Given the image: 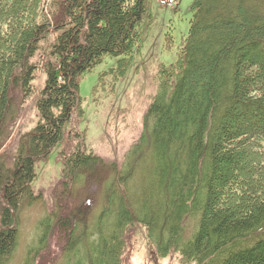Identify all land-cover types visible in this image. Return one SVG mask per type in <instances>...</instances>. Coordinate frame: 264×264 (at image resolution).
Listing matches in <instances>:
<instances>
[{"label":"trees","instance_id":"16d2710c","mask_svg":"<svg viewBox=\"0 0 264 264\" xmlns=\"http://www.w3.org/2000/svg\"><path fill=\"white\" fill-rule=\"evenodd\" d=\"M191 10L180 43L163 41L171 61L136 68L139 92L151 94L142 129L122 163L105 166L75 124L78 82L115 58L92 97L115 93L155 27L151 0H0V264L16 250L14 220L38 199L36 163L62 142L63 199L37 222L25 264H54L60 252L62 264H123L141 229L149 250L179 264H264V0ZM28 103L37 122L6 157ZM123 124L107 130L133 128ZM97 175L101 204L73 206L75 186Z\"/></svg>","mask_w":264,"mask_h":264},{"label":"rangeland","instance_id":"374dc122","mask_svg":"<svg viewBox=\"0 0 264 264\" xmlns=\"http://www.w3.org/2000/svg\"><path fill=\"white\" fill-rule=\"evenodd\" d=\"M195 1L174 0L173 3L167 5L163 4L162 0H151V13L155 27H153L150 37L144 42L139 54L136 55L134 66L128 71L126 80L117 86L113 95L106 99H99L97 96L93 98L92 88L96 84L98 74L112 67L116 62L115 58L105 59L103 63L79 80V97L83 115L75 121V124H77L78 130H86L87 143L103 159L102 163L105 166L112 162L120 165L126 151L142 129L141 118L150 101L151 94H149V90L143 93L139 92L141 75L140 72L139 76L135 74L136 68L142 65L155 68L156 64L160 62L169 63L171 61V57L163 51V41L166 36L168 38L170 35L175 45H178L180 40L186 36L189 22L193 16L191 7ZM113 111H117L116 114H112ZM36 122L37 110L31 103H28L23 107L3 148L6 157L12 155L17 135L29 132ZM110 123L120 124L121 127H123V123H126L133 128L122 130L119 136H115L116 131L107 130L110 129L108 126ZM63 145V142L58 144L47 157L35 165L36 179L33 183V193L38 196V199L33 205L27 206L19 213L18 224L14 225L18 230V242L10 264H25L29 251L37 245V222L42 217L50 215L56 207H59V203L63 199L61 194L63 164L59 157ZM6 167H10L9 164ZM97 177V181L83 180L80 185L75 186L73 206L76 203L80 205L83 197L88 200L87 205L90 202L89 197H92L94 201L97 200L98 205L101 204V194L97 185L99 180L102 182V178L99 175ZM82 187L86 189L83 194ZM60 260L61 252L58 259L54 260V264H62ZM122 260L123 264H179L178 256L175 254L170 253L160 258L153 249L149 250L142 229L130 234Z\"/></svg>","mask_w":264,"mask_h":264},{"label":"built area","instance_id":"2783aa9c","mask_svg":"<svg viewBox=\"0 0 264 264\" xmlns=\"http://www.w3.org/2000/svg\"><path fill=\"white\" fill-rule=\"evenodd\" d=\"M173 2H174V0H162V3L163 4H167V5H169V4L173 3Z\"/></svg>","mask_w":264,"mask_h":264},{"label":"water","instance_id":"95a60500","mask_svg":"<svg viewBox=\"0 0 264 264\" xmlns=\"http://www.w3.org/2000/svg\"><path fill=\"white\" fill-rule=\"evenodd\" d=\"M15 225V220H14V222H13V226Z\"/></svg>","mask_w":264,"mask_h":264}]
</instances>
